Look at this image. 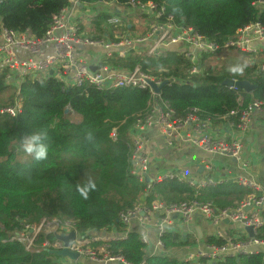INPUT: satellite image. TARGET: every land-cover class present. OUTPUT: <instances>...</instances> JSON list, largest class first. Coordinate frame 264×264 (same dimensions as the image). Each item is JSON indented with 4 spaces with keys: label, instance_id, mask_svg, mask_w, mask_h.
<instances>
[{
    "label": "trees",
    "instance_id": "1",
    "mask_svg": "<svg viewBox=\"0 0 264 264\" xmlns=\"http://www.w3.org/2000/svg\"><path fill=\"white\" fill-rule=\"evenodd\" d=\"M259 0H79L81 5L115 3L130 9L131 3L156 4L164 10L157 23L169 17L177 27L192 28L207 40L222 45L245 26L264 24L254 4ZM68 5V0H0V25L18 33L29 32L41 39L55 16ZM119 14V13H118ZM109 14L101 13L92 23L93 38L106 35L113 40L114 27L106 25ZM133 30L130 28V32ZM129 32L127 25L122 29ZM242 54V53H240ZM245 55V54H242ZM210 57V56H209ZM206 55L199 61L202 71L191 75L193 63L184 54L170 51L162 57L130 53L127 58L115 56L105 61L114 68L132 72L136 69L165 83L158 101L169 105L178 118L197 109L202 118L213 123L224 120L236 123L232 111H241L252 101H264V73L249 63L242 72L205 66ZM7 71L0 74V95L10 88ZM228 80L256 86L252 92L226 85ZM17 97V91H16ZM15 97V99H16ZM22 111L16 116L2 114L0 106V264H57L47 252L30 253L23 245L10 241L11 235L24 224L38 225L45 219H67L76 223L79 232L114 231L124 240L104 244L113 257H123L130 264H181L172 250L193 246L180 231L162 238L165 252L148 255L141 234L129 230L120 215L153 201L166 206L192 199L212 202L217 208L236 207L230 197L229 184L195 191L177 180H168L146 195V186L132 174L133 138L136 119L152 104L147 90L137 88L97 89L94 86L70 87L55 76L39 75L21 84ZM66 110L69 113L66 114ZM37 130H47L48 157L36 161L20 147L21 141ZM115 131L116 139L111 138ZM88 181L95 184L87 198L78 186ZM241 191L243 189L239 188ZM235 198H237L235 196ZM234 231L230 230L229 235ZM264 238V230L257 236ZM53 236L42 234L38 243ZM223 237L208 236L205 243L220 246ZM193 264H264L263 254L226 257L218 261L202 259Z\"/></svg>",
    "mask_w": 264,
    "mask_h": 264
},
{
    "label": "built area",
    "instance_id": "2",
    "mask_svg": "<svg viewBox=\"0 0 264 264\" xmlns=\"http://www.w3.org/2000/svg\"><path fill=\"white\" fill-rule=\"evenodd\" d=\"M106 4L113 6L106 21V25L115 28L113 40L107 35L103 38L86 37L81 27L80 11L88 5H81L79 0H68L67 7L54 17L41 39L33 37L29 32L18 33L0 25V74L7 71L6 80L15 86L17 91L14 102L1 109V113L16 117L22 111L21 84L39 75L55 76L70 87L90 85L106 90L125 87L147 90L152 96V104L145 114L136 119L131 136L135 131L156 129L169 146H176L178 142L190 144L213 156H230L235 159L239 167L248 169L249 163L242 156L241 140L228 141L214 137L213 122L211 119L202 118L195 108L190 109L186 117L178 118L167 103L158 101L159 94L155 93L150 84L155 83L160 86L163 81H157L138 69L132 72L118 70L105 61L115 56L127 58L130 53L159 58L167 52L175 51L191 60L193 63L191 75H198L202 71L198 62L203 55L213 57L223 51H238L251 57V64L257 66L258 72L264 73V60L259 58L264 54V24L259 20L253 22L219 45L207 40L192 28L175 26L172 17H169L164 24L157 23L164 10L159 11L156 4L140 5L132 2L130 9L138 10L153 22L146 36L132 37L130 33L122 31L128 24L117 13L120 10L118 6L115 3ZM254 7L259 14L264 13V0L257 1ZM174 47L178 49L175 50ZM98 48L103 51V61L99 66L88 63L80 54L81 49L90 51ZM20 54L29 57H21ZM231 87L236 88V86ZM259 112H264V101H252L243 110L229 113L230 117L237 119L236 123L231 125L244 134L249 129L253 115ZM111 138L116 139L115 131L112 132ZM132 138L134 165L132 174L146 186V195L151 194L155 186L168 180H177L192 188L195 193L223 186L231 181L230 177H214L213 165L206 160L201 162L204 168L203 174L171 170L151 177L152 157L146 142L137 137ZM237 180L250 189L261 190L254 181L241 177ZM198 216L215 227L226 226L228 240L220 246L208 245L197 240L195 246L181 259V264H193L202 259L216 262L226 257L238 259L249 254L264 255V238L256 237L258 232L264 230L263 196L250 197L236 207L226 208H217L212 202L198 199L182 201L170 206L153 201L150 206L144 204L122 213L120 221L128 231L134 223L144 231L152 228L156 233V251L158 254H163L165 248L161 238L168 232L177 231L176 218L185 225L195 221ZM226 220L229 221L228 225L224 224ZM247 227L253 228V237H250L245 230ZM230 230L234 231L233 235H229ZM71 233H74L75 237L68 245L58 240L59 236H69ZM42 234L51 235L54 239L48 238L38 243ZM127 236L128 233H125L117 237L107 234L106 231L83 234L77 230L74 221L53 218L45 219L38 225L24 224L20 230L11 235L10 241L23 245L30 253L47 252L51 256V252L66 249L78 255L77 260L61 257V264H82V261H88L90 264H130L123 257L111 256L104 247L109 241L124 240L128 238ZM214 237H222V235L217 234ZM141 240L146 248L150 245L147 233H141ZM99 244L101 245L98 246ZM56 263L60 264L57 261Z\"/></svg>",
    "mask_w": 264,
    "mask_h": 264
},
{
    "label": "crops",
    "instance_id": "3",
    "mask_svg": "<svg viewBox=\"0 0 264 264\" xmlns=\"http://www.w3.org/2000/svg\"><path fill=\"white\" fill-rule=\"evenodd\" d=\"M119 9L120 10L117 13H119L122 18V8ZM134 16L135 15L127 17L132 21L127 22L129 32L130 28L132 29L133 27V30L129 35L132 37L141 36L140 34H145V28L148 26L150 28L153 22L147 18L149 20H146L147 24L140 28L135 25L133 21ZM136 33L137 35H135ZM80 54L88 63L92 65L99 66L103 61V51L99 48L90 51L81 49ZM20 56L29 57V55L26 54H20ZM262 58H264V54ZM212 133L214 137L228 141L233 139L241 140L243 142L242 156L249 163L248 169L244 170L239 167L235 159L230 156H213L190 144L178 142L176 146H169L165 139L159 135L156 129L144 130L140 132L135 131L131 137H137L146 142L147 149L152 157L151 177L171 170H184L188 174H194L195 172L203 174L204 168L201 165V162L206 160L210 161L213 165L214 170L212 175H214V177H230L231 181L228 184L231 186L229 187V191L233 194L230 199H232L236 205L247 201L250 197H264V112H259L253 115L249 129L244 134L240 133L238 129L224 120H217L213 123ZM240 177L256 182L261 187V190H253L242 185L237 180ZM239 188L243 189V191ZM235 196L237 198H235ZM175 223L176 230L183 234L184 239L188 238L191 242H196L197 240L205 242V239L208 236H215L219 234V227H215L210 222L203 220L199 216L195 219V221L189 224L183 225L181 220L177 218ZM130 229H136L140 234L147 233L150 241V245L146 248L147 254H158L155 248L156 233L152 228L144 231L137 223H134ZM222 229L226 232L227 227L224 226ZM106 233L120 237V235L114 231ZM100 245L101 244L98 246ZM193 246L172 250L170 254L181 261L186 252ZM82 264L90 263L88 261H82Z\"/></svg>",
    "mask_w": 264,
    "mask_h": 264
},
{
    "label": "rangeland",
    "instance_id": "4",
    "mask_svg": "<svg viewBox=\"0 0 264 264\" xmlns=\"http://www.w3.org/2000/svg\"><path fill=\"white\" fill-rule=\"evenodd\" d=\"M113 9V6L107 5L106 3H99L95 5H88L84 6L80 11V21H81V27L82 31L85 33L86 37H94V33H96V30L94 28V25L92 23L93 19L97 17V15L101 13H111ZM126 15V16H125ZM133 21L137 27H144L146 22L149 21L147 17H145V14L139 13L136 9H123L122 8V19H124V22H132L129 18V16H133ZM147 20V21H146ZM145 34H140L141 36H146L149 32V26L145 28ZM148 29V30H147ZM137 35V33L135 34ZM133 35V36H135ZM174 49H178V47H174ZM260 60H264V58L259 57ZM199 63V62H198ZM205 66H211V67H217L219 69H224L226 71H230L232 67L239 66L244 67L248 65L251 62V57L247 55H242L238 51H223L215 56H207L204 60ZM232 72V71H230ZM234 74H237L238 72H233ZM16 97V87L11 84L10 88H8L7 91H5L3 94L0 95V106H7L9 105ZM228 207H231L230 205H227ZM53 261H57L60 264L62 263V258L51 255Z\"/></svg>",
    "mask_w": 264,
    "mask_h": 264
},
{
    "label": "clouds",
    "instance_id": "5",
    "mask_svg": "<svg viewBox=\"0 0 264 264\" xmlns=\"http://www.w3.org/2000/svg\"><path fill=\"white\" fill-rule=\"evenodd\" d=\"M232 72H242L243 69L239 66L232 67ZM49 139L47 130H37L25 137L21 143V149L31 156L36 161L45 160L48 157L49 146L45 141ZM95 188V184L92 181H88L83 186H78V191L81 196L87 198L89 191Z\"/></svg>",
    "mask_w": 264,
    "mask_h": 264
},
{
    "label": "water",
    "instance_id": "6",
    "mask_svg": "<svg viewBox=\"0 0 264 264\" xmlns=\"http://www.w3.org/2000/svg\"><path fill=\"white\" fill-rule=\"evenodd\" d=\"M164 85H165V83H163L160 86L156 85L155 83H151L150 87L155 91L156 94L160 95ZM226 85H228V86H236V87H238L240 89L246 90L249 93L252 92L256 88L255 85H253L251 83H248V82H243V81L234 82L233 80H228L226 82ZM68 113H69V110H66V114H68ZM201 170H202V168H201ZM224 224H226V225L229 224V221L228 220L224 221ZM245 230L247 231V233L249 234L250 237L254 236L252 227H247ZM218 232H219L220 235H222V237L226 241L228 240L226 232H225L224 229H222V227L218 228ZM74 237H75V234L71 233L69 236H59L58 240H61L66 245H68L70 242H72L74 240ZM50 254L51 255H56V256H59V257H64V258L65 257H69V258H71L73 260H77L78 259V255L77 254L71 253L70 251H68L66 249H63L61 251H54V252H51Z\"/></svg>",
    "mask_w": 264,
    "mask_h": 264
}]
</instances>
